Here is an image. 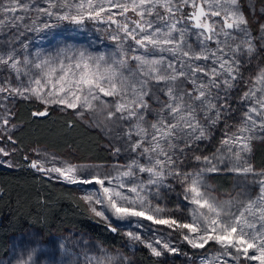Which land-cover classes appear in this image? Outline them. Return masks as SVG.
<instances>
[{"label":"snow or ice","instance_id":"snow-or-ice-1","mask_svg":"<svg viewBox=\"0 0 264 264\" xmlns=\"http://www.w3.org/2000/svg\"><path fill=\"white\" fill-rule=\"evenodd\" d=\"M89 25L104 50L60 41L42 55L19 39L82 34ZM0 33V140L16 142L15 99L43 105L33 117L70 109L96 127L120 129L108 165L31 160L30 168L90 186L81 199L114 233L121 224L113 218L178 233L199 250L184 253L185 264H264V169L249 159L253 142L264 141V63L250 67L257 45L240 0H0ZM259 33L264 46V24ZM217 132L218 145L205 154ZM9 155L0 147V157ZM221 174L236 177L227 198L210 183ZM170 192L178 194L175 208L165 202ZM124 234L154 257L181 254L163 239ZM94 264L125 261L104 255Z\"/></svg>","mask_w":264,"mask_h":264},{"label":"rangeland","instance_id":"rangeland-1","mask_svg":"<svg viewBox=\"0 0 264 264\" xmlns=\"http://www.w3.org/2000/svg\"><path fill=\"white\" fill-rule=\"evenodd\" d=\"M240 8L248 20V32L253 37H255L253 42L257 45L256 58L252 61L250 66L254 69L257 64L264 63V46H262L259 41V26L260 24H264V3L261 0H240ZM89 29L91 30L85 31L82 34H78L77 32L73 31L50 37L48 39L36 40L29 39V37L33 35L29 33L26 36H21L19 39L26 40V42L29 44L30 52L35 53L36 51H40L42 55L53 52L57 47L60 46V41L72 43L77 47H87L89 43L92 42L95 43L96 47L104 50V45L99 42L100 34L95 32L93 26L89 27ZM54 32L59 33L61 30L57 29L54 30ZM5 44L6 40L4 35L3 33H0V47L5 46ZM18 51L22 52V49H18ZM248 74L249 73L245 72L246 78ZM0 79H3L2 69H0ZM21 101L27 100L15 99L9 105L14 113L12 118L13 123L15 124V128L13 129V138L15 133L21 128V124L15 118L18 105ZM230 102L233 104V108L235 109L238 101L233 98ZM32 103L35 110L43 108V105H40L36 102ZM49 112L67 113L86 127L97 131L100 136L99 146L106 152V161H96L91 156H83L82 153L78 151H72L69 148L59 152L44 145H31L28 147V149H25L24 152H21L16 143L12 144L5 138L0 140V147L6 148L10 155L8 157H0V161H3V163H0V168H19L22 165V159H20V157H28L29 163L31 160L42 161L45 167H51L54 165L66 166L68 164L95 166L108 165L112 162L114 158L109 153V144H119V140L115 139L117 134L120 132L119 128L112 126L111 130H109L103 126L96 127L93 125L92 121H83L78 119L70 109L60 110L58 108H53L50 109ZM219 138L220 133H215V139L211 143L205 142V147L202 148L201 151H203L205 154H210L211 151L215 150V146L218 145ZM262 147H264V141L256 139L253 142L252 152L249 157L251 163L257 170L264 169V167H257L254 161L255 151ZM36 172L39 175H44L50 178L56 183L70 185L74 193H76L80 199L83 195L93 190L90 186L68 184L61 178H57V174L55 173L48 174L38 171ZM235 182L236 177L231 175V183L229 187L227 189H220L215 184L214 177L210 181L215 189V192L222 198H227V195L233 192ZM165 202L170 207L175 208V206L179 203L178 194L176 192H170ZM85 205L89 209V206L86 203ZM89 212L94 215L90 209ZM113 222L121 224V229L119 231L123 235L124 241L119 247H107L89 233L79 231L76 228L66 227L59 231L53 230L47 234L41 230L30 228L22 232L14 233L9 237L6 254H0V264H89L90 259L94 264L97 258L103 259L104 255L113 256L117 260L122 259L125 261V264H139L136 258L137 252L142 248L147 249L149 252L150 250L143 244L130 240L124 234L125 231H137L139 234H142V237L147 241L155 238L163 239L166 242L172 244L174 247L179 248L181 250V254H165L161 257L166 261V264H185L186 257L184 253H187L189 256H191L194 251H199L191 249L178 233L171 232L170 230L163 228V226H152L155 231L150 232L149 228L136 229L131 226H126L125 222L116 221L115 218H113ZM143 223L148 224L149 222L145 221ZM183 244H186L187 247L190 248L191 252L182 250Z\"/></svg>","mask_w":264,"mask_h":264},{"label":"trees","instance_id":"trees-1","mask_svg":"<svg viewBox=\"0 0 264 264\" xmlns=\"http://www.w3.org/2000/svg\"><path fill=\"white\" fill-rule=\"evenodd\" d=\"M264 3V0H261ZM88 27H92L89 25ZM33 103L21 101L15 115L21 128L15 133V143L24 152L31 145H44L55 151L71 149L96 161H106V152L100 148V136L67 113L49 112L46 117H33ZM17 169L0 168V254L8 249L9 237L27 229L41 230L45 234L62 228H76L87 232L107 247H119L124 237L112 232L108 224L89 212L85 203L70 185L59 184L39 175L28 166L29 160L20 157ZM257 167H264V147L255 151ZM220 189L231 183L230 174L214 176ZM182 250L191 252L186 244ZM139 264H166L142 248L136 256Z\"/></svg>","mask_w":264,"mask_h":264}]
</instances>
